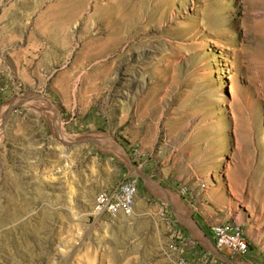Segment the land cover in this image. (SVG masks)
Returning <instances> with one entry per match:
<instances>
[{
    "label": "rangeland",
    "instance_id": "1",
    "mask_svg": "<svg viewBox=\"0 0 264 264\" xmlns=\"http://www.w3.org/2000/svg\"><path fill=\"white\" fill-rule=\"evenodd\" d=\"M134 177L133 214L91 213ZM245 231L243 254L211 226ZM264 264V0H0V264Z\"/></svg>",
    "mask_w": 264,
    "mask_h": 264
},
{
    "label": "built area",
    "instance_id": "2",
    "mask_svg": "<svg viewBox=\"0 0 264 264\" xmlns=\"http://www.w3.org/2000/svg\"><path fill=\"white\" fill-rule=\"evenodd\" d=\"M138 187L134 177L118 182L112 189L100 190L95 194L91 213L108 214L112 217L133 214ZM215 249L230 253L243 254L249 248L247 235L236 223H216L211 226ZM179 252L175 264H191L181 248L171 246Z\"/></svg>",
    "mask_w": 264,
    "mask_h": 264
},
{
    "label": "crops",
    "instance_id": "3",
    "mask_svg": "<svg viewBox=\"0 0 264 264\" xmlns=\"http://www.w3.org/2000/svg\"><path fill=\"white\" fill-rule=\"evenodd\" d=\"M137 193H138V191H137Z\"/></svg>",
    "mask_w": 264,
    "mask_h": 264
}]
</instances>
